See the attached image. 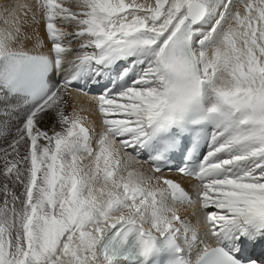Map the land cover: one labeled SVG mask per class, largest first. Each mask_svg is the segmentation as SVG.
<instances>
[{
    "label": "snow or ice",
    "instance_id": "obj_1",
    "mask_svg": "<svg viewBox=\"0 0 264 264\" xmlns=\"http://www.w3.org/2000/svg\"><path fill=\"white\" fill-rule=\"evenodd\" d=\"M0 139V264H264V0L3 6Z\"/></svg>",
    "mask_w": 264,
    "mask_h": 264
},
{
    "label": "bare ground",
    "instance_id": "obj_2",
    "mask_svg": "<svg viewBox=\"0 0 264 264\" xmlns=\"http://www.w3.org/2000/svg\"><path fill=\"white\" fill-rule=\"evenodd\" d=\"M15 0H0V8L3 6L9 5L14 3ZM59 26V25H58ZM68 31H72L71 28L67 29ZM40 34L41 36L44 35V27L43 24L40 26ZM45 42L47 44V47H50V44L47 43V40L45 38ZM75 46V45H74ZM47 47L45 48V51H47ZM73 108L77 109L78 111L81 112V115L89 117V126H95L97 130L100 128V121H99V116L96 112V106H95V101L93 99V96L89 95L87 91H81L79 93L73 92L72 100H71V107L69 108V111H71ZM94 109V113L92 114V111ZM11 125L14 127L17 123V120L19 119L18 115H14L9 118ZM42 126H50L48 120L46 119L44 125ZM4 141L0 139V145H2ZM143 159V157H141ZM165 175H167L165 173ZM171 176H173L176 179L181 180L182 184L188 188H190V179L187 177H181L177 173H172Z\"/></svg>",
    "mask_w": 264,
    "mask_h": 264
},
{
    "label": "rangeland",
    "instance_id": "obj_3",
    "mask_svg": "<svg viewBox=\"0 0 264 264\" xmlns=\"http://www.w3.org/2000/svg\"><path fill=\"white\" fill-rule=\"evenodd\" d=\"M94 113V109H93V111H92V114Z\"/></svg>",
    "mask_w": 264,
    "mask_h": 264
}]
</instances>
